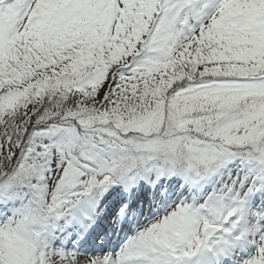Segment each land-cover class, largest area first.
<instances>
[{
  "label": "rangeland",
  "instance_id": "rangeland-1",
  "mask_svg": "<svg viewBox=\"0 0 264 264\" xmlns=\"http://www.w3.org/2000/svg\"><path fill=\"white\" fill-rule=\"evenodd\" d=\"M148 1L150 0H0V40L4 37L18 40L31 27L37 28L40 25L41 31H43L42 36L47 34L50 37L52 32L61 30L62 39L69 42L72 32L79 25L81 26L80 33L82 36L86 35L85 29L88 27L80 21L82 18L91 25L89 29L94 30L100 16L105 17L102 18L103 22H106V17L109 19V32H115L123 27L128 29L133 26L140 14L139 11L144 8ZM182 1L184 0H160L159 4L162 5L163 9L169 10L177 7ZM207 1L189 0L181 15L182 18L172 30L175 33L172 41L183 49L192 47L194 42L199 39L204 26H209L219 33L227 46L220 51L222 59H220L217 66L214 68L206 66L205 73L226 75L231 71V73L236 72L235 70L243 66L259 67L264 64V0H218L217 3L212 1L215 6L211 8L207 7ZM187 30H189L188 35L185 33ZM167 36L168 31L166 32L163 28H160L151 33L149 39L155 44L163 41ZM54 48L51 44H45L42 47V49H45L44 54L46 56L43 63L35 62L34 55L27 54L28 60L25 63L28 67H25L22 71L27 77H25L24 84L18 88H30L31 85L27 84L28 81H32V84L38 86L46 82V79L39 72L44 70L43 66L50 61L58 60L57 57L52 55ZM183 62L185 63L182 64V71L186 69V66L191 65L188 58ZM94 63L91 67L92 72L94 71L93 67L98 62L95 61ZM35 66L41 69L37 72L32 70L33 73H36L29 76V70ZM69 67V63H66L61 66V69L68 70ZM177 67L179 68V66ZM57 68L59 66L49 67L46 70L52 71ZM88 70H85L84 74ZM177 70V76H181V69ZM20 76L22 77V75ZM56 76H60V74L57 73ZM10 77L15 83L14 77L11 75ZM67 77H65V81H67L65 86L61 88L63 98L60 101L66 99L63 103H68L70 100L72 102L77 101L81 112L90 114L80 117L81 124L83 123L85 127L104 124L102 121L107 118L104 116H110V113L105 111L107 110L108 89L113 73H110L104 84L94 89H90L89 84L80 83L78 80L72 84L70 83L71 79H66ZM63 78L64 76L61 78V85L64 83ZM162 80L163 78L159 79L160 82ZM114 85L113 82L111 88ZM1 88L3 90L4 88H16V86L6 85ZM73 89L78 92L73 95L69 94ZM1 90L0 93H2ZM13 97V95H10L4 100L10 102ZM185 101L188 102L189 99H185ZM57 103L54 109L51 110V115L61 109L63 103ZM42 110L36 112L35 115L39 116L43 113ZM58 113L54 117L52 116L53 121H50L49 127L37 129L35 134L30 137V148H26V152L28 151L29 154L35 152L38 156L44 150L39 145L44 143L49 135L52 136L58 130H64L63 127L69 126L66 119H62L61 124L55 125L56 122L59 123L58 119L63 117L58 118ZM150 114L151 112L149 116ZM105 125V133L115 132V129L108 128V124ZM117 126L119 130L124 132L132 131L128 127L121 128L123 126L118 123H116ZM118 128L116 129L118 130ZM141 133L142 131L136 133L138 139L142 138L140 137ZM8 142L10 144V141ZM142 142L138 144L139 148L145 147L146 143ZM11 146H14L13 143ZM195 149H198V147L195 146ZM58 150L55 144L47 147L45 165L40 170V175L45 181L47 189V194L45 191V204L52 206L50 208L53 210L52 212L50 210L49 215L53 214L54 216L49 224L42 227V240L46 246V254L42 255L40 264H97V257L83 255L74 248L68 249L65 243H62L61 246L56 239L69 226L68 224L74 221L73 216L68 217L69 212L83 209L82 204L88 200L84 197V194H87L94 186V183H92L94 180L90 177L89 180L87 179V185H82L83 193L78 195L74 191L73 194L54 195L58 183L64 182L62 174L67 165V157ZM147 151H151V149L149 148ZM71 171L73 172L71 176L75 178L78 170ZM124 177L120 184L124 186L126 181L129 180L131 186L135 188L132 192L135 194L142 187L147 188L152 184L155 188L157 183L163 181L158 172L153 173L151 171L143 178L129 173H126ZM180 178L178 174H175L168 181L174 182L176 192L184 189L185 193L183 195L175 194L174 200L164 202L163 215H158V213L156 216L159 219L151 217L147 219L144 225L134 224L128 231L130 236H134V247L126 253L132 259L129 264H168L172 262L174 256L180 253L187 255L191 264H200L202 260L210 258L211 255L217 257L219 252L222 251L228 255L226 260L225 257H222V262L225 261L229 264H264V166L259 162L236 159L220 166L219 171H214L209 178L211 181L200 174L190 176L189 180L184 179L181 181ZM66 182H68V186H70L69 184L73 185H71V189L76 187L71 180ZM104 183H102V188L106 187ZM142 184L143 186H140ZM197 186H200V189L191 198L186 199L188 198L186 197V191L190 192ZM231 191H234V194L237 195L235 198L229 197ZM12 192V187L5 186L0 190V201L9 199ZM71 201L76 205L69 209L70 205L67 204ZM43 206L45 205L43 204ZM25 213L26 207L24 206L19 214L17 211L15 215H9L10 217L7 216L4 220L14 223ZM17 214L20 217L17 221H14ZM62 216L71 218L66 223L64 222V227L61 225ZM13 226L0 227V238H9L8 234L13 231ZM205 237L208 238V251L203 255L202 249H204ZM227 239L234 241V247L228 244ZM33 241L34 238L32 237L30 243H33ZM138 247L142 248L139 253L137 252ZM125 249L123 246L119 247L117 251L121 252L122 255ZM244 249L246 250L244 251ZM33 254L34 250L31 247H26L24 252H20L13 258L12 264H31L30 259Z\"/></svg>",
  "mask_w": 264,
  "mask_h": 264
},
{
  "label": "trees",
  "instance_id": "trees-1",
  "mask_svg": "<svg viewBox=\"0 0 264 264\" xmlns=\"http://www.w3.org/2000/svg\"><path fill=\"white\" fill-rule=\"evenodd\" d=\"M147 25L144 26L147 28ZM77 29H81V26L79 28L77 26ZM38 33V30H34L20 48L3 50V46H0V60L3 62V64L0 63V90L6 85L16 86V88H4L0 93V183L20 182L26 188L30 187L35 193L43 188V184L37 174L41 166L36 153L29 154L25 151L26 148H30V137L42 125L53 120L52 116L54 117L58 112V118L63 116L58 121L66 119L68 124H81L80 117L90 115L81 112L77 101H73L74 103L71 100L63 103L67 99L60 101L63 98L61 88L67 82L65 77L68 76L66 79L70 78V83L73 84L76 80L81 82L82 79L93 76L95 83L100 86L105 83L110 73L128 58L121 55L127 38L122 36L119 40H111L101 32L98 40L85 39L84 44L68 49L56 62L50 61L43 66L44 70L39 73L46 82L41 86L28 81L30 88H18L24 84L27 77L22 72L25 67H28L25 63L28 60L27 54H33L35 62H45L46 56L39 45L41 41H39ZM31 49L36 52H27ZM95 61L98 63L93 67L92 72L91 67ZM66 63L70 65L68 70L61 69V66ZM56 66H59L56 70H46ZM39 69L41 68L33 67L28 72L29 76ZM87 69L89 70L84 74ZM32 70L36 72L33 73ZM198 70L201 68L193 66L190 75L195 76ZM57 73L60 76H56ZM262 73L264 71H261L259 78ZM10 75L14 77L16 85ZM62 76H64L63 85H61ZM139 79L140 75L133 74L119 80L109 92L105 112L110 113V116H104L107 118H104L103 123L108 124V128L118 131L120 138L137 136L136 133L142 131L140 137L152 138L159 143L157 144L159 146L161 143L170 147L174 145L175 152L183 161L196 165V169L202 172L232 158L264 159V87L262 84V89H256L255 85L246 86L229 101L221 102L218 106H208L195 99L192 102L181 100L185 91L179 94L178 89L184 77L175 76V73L166 75L161 82L158 78ZM77 92L73 89L69 94L73 95ZM10 95L14 96L13 99L6 102L4 99ZM57 102L63 103L61 109L51 115V110L58 104ZM40 110L43 113L36 116L35 113ZM171 119L176 120L174 122ZM153 121L155 123L152 126ZM116 123L123 126L121 128L128 127L132 131H127L125 134L119 130L118 126L116 127ZM100 126L106 127L103 124ZM80 136L74 138L78 141L75 147L79 145L81 138L86 137L85 132L80 133ZM130 138L132 137H128ZM69 140H71L69 136L64 138V141ZM12 143L14 146H11ZM135 143H132L130 147L132 148ZM194 146L201 150L208 147V152L198 153ZM75 147V154L78 155L79 147L77 149ZM157 161L162 163V156H158ZM148 165L147 160L142 161L137 155L129 152L119 166L142 172ZM179 167L183 168V165L180 164ZM0 244H2L1 241ZM19 247L20 245H17V248Z\"/></svg>",
  "mask_w": 264,
  "mask_h": 264
},
{
  "label": "bare ground",
  "instance_id": "bare-ground-1",
  "mask_svg": "<svg viewBox=\"0 0 264 264\" xmlns=\"http://www.w3.org/2000/svg\"><path fill=\"white\" fill-rule=\"evenodd\" d=\"M174 184V183H172ZM200 189V186H197L195 187L194 189H192L190 192L186 191L187 195L186 197H188L187 199L191 198V196L197 192L198 190ZM184 194L185 193V190L182 189L180 191V194ZM134 198H138V193L134 196ZM249 211V210H248ZM141 247H138V250L137 252L139 253L141 251ZM134 255V254H133ZM133 255H131L133 257ZM98 259V263L97 264H102V261L106 259V262H103V264H111L112 261H115L114 264H129L131 263V257L128 255V256H123V257H119V256H116L113 258V256H110L108 255V259L106 258V255H101L100 257L97 258ZM227 264V263H225Z\"/></svg>",
  "mask_w": 264,
  "mask_h": 264
}]
</instances>
